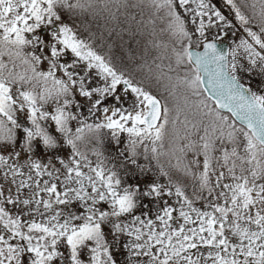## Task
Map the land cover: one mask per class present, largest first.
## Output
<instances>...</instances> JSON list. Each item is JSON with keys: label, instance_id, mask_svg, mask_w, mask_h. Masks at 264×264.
Instances as JSON below:
<instances>
[{"label": "snow or ice", "instance_id": "6c2138e0", "mask_svg": "<svg viewBox=\"0 0 264 264\" xmlns=\"http://www.w3.org/2000/svg\"><path fill=\"white\" fill-rule=\"evenodd\" d=\"M0 264H264V0H0Z\"/></svg>", "mask_w": 264, "mask_h": 264}, {"label": "rangeland", "instance_id": "374dc122", "mask_svg": "<svg viewBox=\"0 0 264 264\" xmlns=\"http://www.w3.org/2000/svg\"><path fill=\"white\" fill-rule=\"evenodd\" d=\"M255 30V29H254ZM240 35H244V33L242 32V30L240 31V33H239Z\"/></svg>", "mask_w": 264, "mask_h": 264}]
</instances>
